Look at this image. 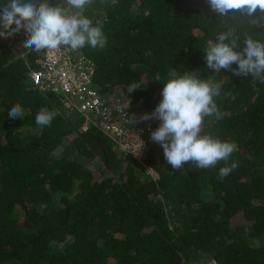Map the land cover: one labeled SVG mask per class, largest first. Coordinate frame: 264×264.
<instances>
[{"label":"trees","instance_id":"obj_1","mask_svg":"<svg viewBox=\"0 0 264 264\" xmlns=\"http://www.w3.org/2000/svg\"><path fill=\"white\" fill-rule=\"evenodd\" d=\"M84 15L107 43L74 51L93 62L102 95H131L137 116L162 99L157 74L195 71L219 84L223 117H205L201 134L235 142L238 167L222 181L223 161L173 170L158 143L136 160L97 124L83 129L81 114L32 82L23 55L35 63L37 52L21 30L0 39V264H264V83L204 58L221 32L241 49L247 36L264 41V21L219 16L207 0H93ZM15 104L23 119L7 116ZM44 109L56 112L48 127L35 122Z\"/></svg>","mask_w":264,"mask_h":264},{"label":"clouds","instance_id":"obj_2","mask_svg":"<svg viewBox=\"0 0 264 264\" xmlns=\"http://www.w3.org/2000/svg\"><path fill=\"white\" fill-rule=\"evenodd\" d=\"M92 3L93 0H60L53 5L49 0H40L39 3L37 0H3L0 3V39H8L23 30L26 35L22 46L37 54L58 50L61 46L71 50L85 45L93 49L103 48L107 38L102 25L93 26L92 20L84 15ZM207 4L210 12L222 17L239 13L257 22L264 21V0H207ZM227 40L228 34L221 32L216 35L215 41H207L204 47L207 68L215 72L225 69L245 78L251 75L253 80L264 83V41L247 36L241 49L237 39L226 43ZM233 64L236 68L232 67ZM154 80L165 81L160 93L162 99L152 113L139 117L142 121H159L158 127L150 133V139L162 147L164 158L173 170H180L189 162L197 170L208 169L223 161L225 166L219 169L222 181L238 167L236 161L229 164V158L238 146L235 142L201 134L205 117H223L213 99L220 94V85L199 78L195 71L178 73L175 69H172L171 78L163 80L157 74ZM140 86L131 85L128 93ZM56 91L59 92V89ZM7 116L23 119L25 111L15 104ZM55 116L56 112L44 109L36 115L35 122L41 127H48ZM126 121L128 125L134 124L137 117L134 114L127 116ZM124 144L127 153L131 151L133 155H139L143 148V141L138 136H132Z\"/></svg>","mask_w":264,"mask_h":264},{"label":"built area","instance_id":"obj_3","mask_svg":"<svg viewBox=\"0 0 264 264\" xmlns=\"http://www.w3.org/2000/svg\"><path fill=\"white\" fill-rule=\"evenodd\" d=\"M94 74L95 67L90 59L64 46L58 50L38 53L34 66L29 70L30 78L40 89L56 93L73 114L82 115L83 129L88 127V122L97 124L124 153H127L124 143H128L132 136H138L143 141L139 155H133L131 151L127 154L141 160L150 147L156 144L150 139V133L156 129L153 119L139 120L140 116L133 112L132 96L123 91L110 98L103 96L95 87ZM133 114L137 122L128 125L126 118ZM145 169L153 178L158 177L152 166L145 164ZM207 264L216 262L210 259Z\"/></svg>","mask_w":264,"mask_h":264},{"label":"rangeland","instance_id":"obj_4","mask_svg":"<svg viewBox=\"0 0 264 264\" xmlns=\"http://www.w3.org/2000/svg\"><path fill=\"white\" fill-rule=\"evenodd\" d=\"M76 51H79L78 49H76ZM25 53V52H24ZM23 53V54H24ZM34 57V56H33ZM32 57H27L25 54L23 55V60L25 61V60H28V62H27V64H26V69L27 70H29L30 68H32L33 66H34V61H33V59H31ZM75 114H77L78 115V113H75Z\"/></svg>","mask_w":264,"mask_h":264}]
</instances>
